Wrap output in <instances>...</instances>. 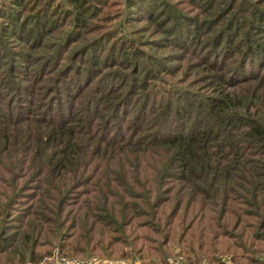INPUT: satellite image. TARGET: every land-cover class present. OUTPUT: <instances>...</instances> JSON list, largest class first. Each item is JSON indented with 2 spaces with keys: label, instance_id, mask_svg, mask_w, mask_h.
Instances as JSON below:
<instances>
[{
  "label": "rangeland",
  "instance_id": "obj_1",
  "mask_svg": "<svg viewBox=\"0 0 264 264\" xmlns=\"http://www.w3.org/2000/svg\"><path fill=\"white\" fill-rule=\"evenodd\" d=\"M44 1L57 3L56 9L61 5L68 13L60 19L57 11L58 25L49 31L42 29L35 38L30 31L35 32V14ZM66 1L0 0V116L8 113L17 116L15 122H22L29 111L35 117H55V113L67 110L77 115L95 93L98 99L97 107L91 105L97 108L91 117L92 135L96 139H116L136 133V139L141 133H150L152 123L159 121L158 135L189 128L197 117L196 104L180 117L174 110L183 109L191 101L206 103L217 98L219 88L245 91L259 87L258 81L250 78L253 74L230 81L231 76L248 74L256 63L231 71L230 65L236 64L231 58L219 61L205 48H197L225 30L226 17L218 16L217 11L227 6V0H221L224 2L219 6L218 0H140L137 4L135 0H79L77 9L73 3L76 0ZM248 2L257 7L261 17L257 19V13L253 17V12L251 16L246 12L243 15L247 22L254 23L253 37L264 44V0ZM74 11L83 16L79 23L72 17ZM42 13L38 23L44 24V18L50 17L44 8ZM22 18L33 23L26 26V33L18 35L11 26ZM178 20L182 32V25L191 22L197 25L200 21L201 28L190 27L186 35L192 36L182 40L183 33L175 29ZM202 53H206L203 58ZM216 60L214 65L212 61ZM103 95L109 97L108 101ZM164 99L175 107L170 114L164 113L166 118L161 110ZM158 101L161 109L156 106ZM113 102L118 105L116 111V104L110 111ZM104 115L107 117L101 120ZM9 129L0 130V139L11 140L0 144V234L9 242L10 260L0 252V264H264V155L247 157V163L255 161L262 166L254 167L253 174L233 170L225 185L216 184L215 190L207 181L195 179L188 191L187 184L177 180L178 169L172 168L161 178L157 191L149 193L148 201L157 216L148 212L134 218L132 215V222L141 224L130 228L121 239L108 231L110 219L117 218L107 214L101 202L98 204L92 186L118 193L113 182L97 179L99 168H105L108 162L105 156H91L92 162L84 165L78 179L69 174L57 176L45 172V164L36 161L37 149L28 142L27 129ZM13 137L23 139L14 144ZM51 151L42 146L40 152L51 155ZM127 158L118 160L113 168H127L130 178L125 179L129 178L126 182L132 187L129 192L141 193L133 188L131 179L145 193L151 190L147 179L153 178L163 159ZM244 179L252 180L253 192L244 193L248 190ZM184 190L191 195L187 201ZM113 200V195L108 197V202ZM123 201L138 202L133 198ZM58 202L62 213L57 218L49 209ZM114 208L118 210L116 204ZM159 217L169 223L160 225L161 234H156L151 232V223L155 225ZM56 219L61 225H55ZM23 233L30 239L19 247V235ZM3 247L0 245V250ZM12 249L14 255L16 250L21 254L20 258L11 257Z\"/></svg>",
  "mask_w": 264,
  "mask_h": 264
},
{
  "label": "trees",
  "instance_id": "obj_2",
  "mask_svg": "<svg viewBox=\"0 0 264 264\" xmlns=\"http://www.w3.org/2000/svg\"><path fill=\"white\" fill-rule=\"evenodd\" d=\"M215 1L216 0H213V3ZM227 1V6L217 11L218 16L226 17L224 21L225 30L219 31L211 39H207L197 46V48H205L213 55L218 56L219 61L222 60L224 62L225 57L226 59L231 58L232 63H236L235 65H230L229 69H231V71L236 67L242 65L245 66L246 63H256V68L254 67L251 70H248V74L231 76L230 81L235 79L238 80L242 77L248 78L253 74V77L250 78H255L258 81L256 85H259V87L254 88V90L249 88L245 91L238 87L233 91H224V89L222 90L219 88L216 91L218 94L217 98H210L206 103H200L198 101L195 103L194 101H191L186 107L183 106V109L181 108L180 110H174V105L170 106L165 99L164 103H161V105H163L161 109L160 102L158 101L156 106H159L162 110L163 118L167 117L164 113L170 114L173 110L174 114L180 117L182 113L186 114L190 112L192 106L196 104L195 109L197 111H195L194 116L197 115V117L196 119H193L194 124L197 122L198 126L192 123L190 124V127L184 131L175 133L168 132L166 135H158L159 133H157V130L160 132L159 130L161 129L159 127L160 124H162L159 121L160 123H152V131H150V133H141L136 139V133H134L133 137L127 136L126 138L122 137L116 139L100 137L96 139L92 135L93 119H91V117L97 112V108L95 110L91 108V105L97 107L96 103L98 95L94 93V95L86 101L85 107L79 110L77 115L71 113V110H67L64 114H59V112L55 113V117H35L33 113L29 111L27 119H22V122H15L17 116L8 115V113L7 115L1 114L0 130H10L9 127L27 129V134H29L28 142L34 143L31 145L37 149L36 156L38 158L36 161L40 160L45 164V172L56 173L57 176H66L68 174L72 175V178L79 176L84 165L92 162V159L89 162L91 156H105V159L108 160V162L106 161L105 168H99L96 175L97 179L104 183L107 181L113 182L118 193L115 194L107 191L101 186L96 187L95 184L92 186L94 192H96L98 204L101 202L103 207L108 210L107 214L113 213L117 218L115 219L113 217L110 219L109 222L111 223V227H109L108 231L119 235L121 239H124L125 233L129 234L130 228L141 224L138 221L132 222V215L134 218L136 215H147V212L148 214L153 213V205L148 201L149 193L153 190H155V192L157 191L159 188L158 185L160 186L161 183V178L174 167L178 169L179 172L177 180L186 183L188 191L192 189L195 179H199L203 183L207 181V183L214 189L216 184L219 185L223 182V185H225L227 176H229L233 170L253 174L255 168L262 166L255 161L247 163V157L258 156V158H262L264 155V150L262 151V149H264V72H261V70H264V44L260 43L259 39L253 37L251 26L254 25V23L247 22L243 13L246 12L251 16L253 12V17H256L255 13H257V19L261 17V14L257 7L255 9L254 5L249 3L248 0ZM65 2L67 1L65 0ZM138 2L141 1L135 0L134 3L137 4ZM223 2L218 0L217 6ZM73 3L77 9L79 0L73 1ZM56 4L52 5L48 1H44L43 5L36 11V23L33 25L35 32H33V29L30 31V34L31 32L34 33L35 38L42 29L46 28L48 31L52 29L57 22V11H60V19L63 14L65 15L68 13L66 8L61 7V5H58L60 7L56 9ZM211 5L214 7L213 4ZM42 8L47 11V16L50 17L47 19L46 17L44 18V24H42V22L38 23V18L43 14ZM72 17L77 23L83 18L79 11H74ZM180 21L181 20L174 22V24L177 25L175 29L178 32L181 31L179 25ZM31 23H33V20L27 22L26 18H22L20 21H16L11 28L13 30L17 29L18 35H21L28 31L26 26L31 25ZM196 24L197 25H194V22H191L188 26L182 25L183 32H181L183 35H180L182 40H189L192 34L186 35V31L194 26L199 28L201 23L198 21ZM244 24L246 27L245 30L243 29ZM56 25H58V23ZM203 25H205V22ZM229 27L231 29L230 32L227 31ZM196 35V32H194V37H196ZM59 39H61V37ZM205 54L202 53L201 58H203ZM218 60L212 61L214 65L217 64ZM208 63L209 66H212L211 62ZM60 85L62 87V83ZM101 93L102 92H99V95H101ZM103 98L108 101L109 97L106 98L103 95ZM115 104L116 102L112 103L110 111ZM201 104H204V107H200ZM108 106L110 107V105ZM117 106L118 105L116 104L113 108L115 111L117 110ZM8 110H10V112L8 111L9 114H11V109ZM202 111L203 113H201ZM10 117H13V119H10ZM106 117L107 116L104 115L101 120H104ZM108 118L110 117L108 116ZM83 127H86L87 129L83 130ZM20 139L23 138H12L14 144L20 143L18 142L21 141ZM10 141V137H7L5 140L0 139V144H8ZM210 144L213 145L210 146ZM42 146L50 148L52 150L50 153L51 155L41 153ZM91 148L93 149L92 152H88ZM91 153H93V155H91ZM143 153L148 154L146 158L141 157ZM5 156L7 157V155ZM129 156L136 158L138 161L157 158L158 162L161 158L163 159L162 165L158 166L157 171L153 174V178L150 180L147 179L152 187L151 190L148 189L146 193L133 179L130 180L133 188L140 189L141 193L129 192L132 189V187L126 182V180L130 178L129 171H127V168L124 166H120V168L116 170L113 168L118 160H129V158H127ZM11 165L15 166V163H11ZM47 174L49 175V173ZM125 177L129 178L125 179ZM220 178H223V180ZM76 179L78 178L76 177ZM97 179H95L94 182L97 183ZM246 180L247 179H244L243 182H248V190H245L244 193L249 194L254 191L253 182L252 180ZM65 185H63L64 188ZM240 187H242L241 184L238 185V189ZM102 188L104 189V193ZM55 191L57 193L61 192L59 189H56ZM118 194L121 195L118 196ZM183 194H187L183 196L185 201L191 196L190 193L185 190ZM111 195L114 196L115 200H113V202H108V197ZM125 198H133L138 200V202L129 203V201H123ZM166 200L168 199H165L162 202H165ZM83 202L88 204L93 203L86 201ZM114 204L117 205L118 210L114 208ZM0 206L2 205L0 204ZM58 207L59 202L54 208L49 209L57 218L59 217L58 213H62ZM131 207L143 208L145 211L141 209V212L138 210L133 211ZM153 214L157 216L158 213L155 212ZM156 220L157 221L154 223L155 225H153V222L151 223V227L153 228L151 229V232L161 234L160 225L165 226V223L167 224L169 221L160 219V217ZM55 225H61V221L56 219ZM127 226H130L129 229H125ZM165 235L166 234L163 233V237ZM2 238L3 236L0 234V245L1 247L4 246L0 252H3L6 260L9 261L10 258L8 255L10 249H7L9 242ZM19 239L20 242L17 243V246L23 247L26 240H29L30 237L27 233H23L22 235H19ZM11 251V257L17 256L20 258L21 254L17 250L15 251V255L14 249Z\"/></svg>",
  "mask_w": 264,
  "mask_h": 264
},
{
  "label": "built area",
  "instance_id": "obj_3",
  "mask_svg": "<svg viewBox=\"0 0 264 264\" xmlns=\"http://www.w3.org/2000/svg\"><path fill=\"white\" fill-rule=\"evenodd\" d=\"M121 263H122V261H121Z\"/></svg>",
  "mask_w": 264,
  "mask_h": 264
}]
</instances>
